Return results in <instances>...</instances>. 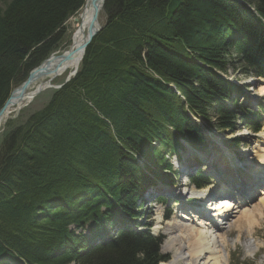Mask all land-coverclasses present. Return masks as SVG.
<instances>
[{
	"label": "trees",
	"instance_id": "trees-1",
	"mask_svg": "<svg viewBox=\"0 0 264 264\" xmlns=\"http://www.w3.org/2000/svg\"><path fill=\"white\" fill-rule=\"evenodd\" d=\"M239 1L105 0L76 75L3 126L0 264L166 261L134 229L144 188L168 181L181 142L203 146L193 118L222 132L247 118L218 72L264 77V0ZM84 2L0 0V108L60 52Z\"/></svg>",
	"mask_w": 264,
	"mask_h": 264
},
{
	"label": "rangeland",
	"instance_id": "rangeland-1",
	"mask_svg": "<svg viewBox=\"0 0 264 264\" xmlns=\"http://www.w3.org/2000/svg\"><path fill=\"white\" fill-rule=\"evenodd\" d=\"M101 14V13H100ZM73 18L68 20L65 25L67 30L66 40L64 44L60 48V52L55 53L54 56H58L60 53L65 51V46L70 42L71 34L74 31ZM100 22L102 23V18L100 15ZM70 44V43H69ZM67 73H65L62 77L55 79V83L60 84L63 79L66 77ZM227 78H230L243 89V95L239 99V104L242 108L251 109L252 113H257V107L260 106L261 98L259 100H254V97L258 96V86L260 85L261 79H255L250 77H244L239 73H233L230 69L227 71ZM51 95V90L47 89L41 92L34 100L25 108H22L18 113L11 115L9 118H26L31 113L41 109L45 103L48 101ZM264 108V104H262ZM262 108V107H261ZM260 127H262L261 132L258 134H254L245 128L244 123L238 125V131H236L232 135L228 134H219L220 141H216V144L209 147L208 152L205 154V160L199 164V167L207 166V170L211 175L212 179L210 182V188L213 187L215 192L216 185H228L229 188L235 187L237 195L234 198H230L227 196H223L218 198L215 203L216 205H222L221 203H231L233 206L236 202L241 203L242 205L236 211L237 213L231 215L228 218V222H225L227 226H232L231 228L226 227L221 230L213 229L214 233L220 238H225L226 247L224 248L225 253L228 254V264H236L237 258L239 260H246L253 264H264V208L260 205V193L262 187H259L260 180L258 178H254V185H252L251 189H246L245 187H239L235 183V178L228 179L231 177V170L234 168L231 165V160L235 161L236 158L240 160H249V162L253 165L257 163V152L264 148V113L262 112ZM243 129V130H242ZM3 129H0V137ZM229 138H240L242 139L241 145L237 147L235 150L227 149L222 141ZM227 154V155H226ZM245 164V163H244ZM248 164V162H247ZM242 166V165H240ZM246 168L247 167H243ZM238 176H242L246 178L243 174L242 170L234 171ZM252 172V171H251ZM264 172V170H262ZM259 173V172H258ZM254 174H250L247 177L249 180L253 177ZM226 177V178H225ZM188 179H179L178 186L174 188H170L169 190L172 193L160 192L159 194L164 195V200L168 202L166 205H161L160 203L153 202L155 198H151V203L147 204L144 209V219L141 220V224H149L150 231L154 237H162L163 243L160 247L161 254L165 255L168 259L166 264L171 260L173 256V252H165L163 247L168 238L175 236V231L179 228L180 225H173V223L178 222V217H186L188 221L183 222L184 225H191V221H194L193 214L189 216V213L192 212V207H199L198 209L203 208L206 203L213 202V200H208L209 197H204L200 200L187 198L185 195H181L180 192L184 190V186L182 184L187 182ZM188 191H192L195 189L191 184L185 187ZM208 188V187H207ZM209 188V189H210ZM250 188V186H248ZM219 192V190L217 191ZM216 193V192H215ZM222 193H227V190L222 191ZM220 195L219 193H216ZM182 196V198H181ZM194 197L192 195H187ZM180 197V198H179ZM196 197V196H195ZM199 198V197H197ZM176 199L180 202V204L173 203V200ZM187 200H191L194 203H187ZM231 214V213H230ZM212 216V215H211ZM211 216L208 215V219L214 220ZM176 220V221H175ZM206 220V219H205ZM190 221V222H189ZM240 221L241 224L239 227L235 228L233 226L235 222ZM160 222V223H159ZM210 222V221H209ZM195 223V222H194ZM203 223V221H202ZM172 226V227H171ZM167 231L169 233H167ZM173 232V233H172ZM173 234V235H172ZM172 235V236H171ZM255 239L258 242V251L256 254L252 255L248 251L249 240ZM185 242V241H184ZM183 242V243H184ZM227 251V252H226ZM163 264V263H162ZM165 264V263H164Z\"/></svg>",
	"mask_w": 264,
	"mask_h": 264
},
{
	"label": "bare ground",
	"instance_id": "bare-ground-1",
	"mask_svg": "<svg viewBox=\"0 0 264 264\" xmlns=\"http://www.w3.org/2000/svg\"><path fill=\"white\" fill-rule=\"evenodd\" d=\"M91 5H92V0H85L84 5L81 8L80 12L77 14L76 17H74L76 18V21L74 18L72 19L74 24V31L71 34L69 47L65 51L60 53L58 56L65 55V53L68 50L74 51L76 48H78V46L82 43L83 39L87 36L91 25ZM100 13L101 11L98 14L99 23H101ZM80 59H81L80 53L77 54V56L74 57L72 60H67L64 62H61L60 58L54 59L50 63L49 71L47 70L46 72L42 73L39 76L32 90H34L41 84H45L46 81L50 79V77L53 75V73H58L59 76L57 78H59L62 77L65 73H67L68 75L69 73L73 72L76 68L79 67ZM258 93H259L258 96L264 97L263 83H261L258 86ZM17 110L18 108L9 109L6 116L4 117L3 123L0 125V129L2 128L3 124L8 120V118L11 115H13L14 112H16ZM244 163L242 167H246L245 165L247 164V161H245ZM260 167H264V149H261V151H259V155L257 157L256 169H259ZM238 168L239 167L235 168V170H232L231 173H233V171H236V169ZM252 172H257V171H252ZM245 180H246L245 178L240 176L241 184H243ZM219 186L222 187L221 185ZM213 187H211L209 190H204V191L186 192L187 190L184 189L183 194L186 193V196L192 195L194 197L196 196L203 198L213 193L214 191ZM216 188L217 187H215V192H216ZM234 194L237 193L234 192L230 193V195H234ZM260 195H261L260 205L264 208V190H262ZM221 204L222 205L214 204L215 207L212 208L211 213H212V217L215 218V220L211 222H209L210 220L208 219L206 220H202L200 218L196 219L197 217L196 216L194 218V221H191V225L187 226L184 225L183 223L185 221H188L186 217H182V216L178 217V222L173 223L172 226L173 225L177 226L180 224L182 225H180L179 228L176 229L175 234L176 233L177 234L175 236L170 237L166 240L165 245L163 247V250L165 252H173V256L167 264H228V254L225 253L224 250V248L226 247L225 238L222 237L219 238L214 233L213 229L221 230L223 229V227L231 228L232 226L231 227L227 226L225 222H228V218H230L231 215L237 213L236 210L241 207L242 202L241 203L236 202L233 206L229 202L227 203L225 202ZM212 206L213 204H211V207ZM200 217L205 218L203 214H201ZM240 224L241 222L237 221L233 226L237 228L240 226ZM167 233L169 232L167 231Z\"/></svg>",
	"mask_w": 264,
	"mask_h": 264
},
{
	"label": "water",
	"instance_id": "water-1",
	"mask_svg": "<svg viewBox=\"0 0 264 264\" xmlns=\"http://www.w3.org/2000/svg\"><path fill=\"white\" fill-rule=\"evenodd\" d=\"M105 0H92L91 5V25L90 30L87 36L83 39L82 43L76 48L74 51L68 50L65 55L54 56L51 55L48 59L42 62L39 66L32 69L25 81L18 87L14 88L10 93L8 99L4 103V105L0 108V125L4 121V117L10 108H18L17 112L22 108L26 107L35 97H37L41 92L47 89H59L63 87L66 83H68L77 73L78 68H76L73 72L69 73L62 85H54L53 82L59 76L58 73H53V75L46 81L45 84L39 85L34 90V84L37 82L39 76L49 71L50 63L56 59L60 58L61 62L72 60L77 54H81L80 62L84 56V52L86 48L90 45L92 40L96 37V35L100 32L102 25L98 22V14L104 6ZM76 21V18H75ZM60 62V63H61Z\"/></svg>",
	"mask_w": 264,
	"mask_h": 264
}]
</instances>
